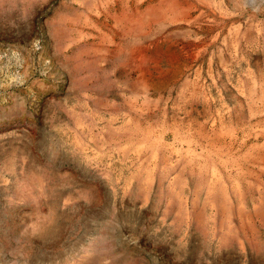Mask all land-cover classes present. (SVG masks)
I'll return each mask as SVG.
<instances>
[{
	"label": "rangeland",
	"instance_id": "374dc122",
	"mask_svg": "<svg viewBox=\"0 0 264 264\" xmlns=\"http://www.w3.org/2000/svg\"><path fill=\"white\" fill-rule=\"evenodd\" d=\"M0 264H264V0H0Z\"/></svg>",
	"mask_w": 264,
	"mask_h": 264
}]
</instances>
